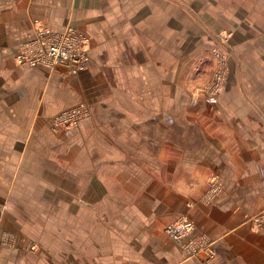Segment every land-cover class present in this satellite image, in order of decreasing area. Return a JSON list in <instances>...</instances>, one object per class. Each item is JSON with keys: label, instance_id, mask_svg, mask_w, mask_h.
Instances as JSON below:
<instances>
[{"label": "crops", "instance_id": "0c3cea01", "mask_svg": "<svg viewBox=\"0 0 264 264\" xmlns=\"http://www.w3.org/2000/svg\"><path fill=\"white\" fill-rule=\"evenodd\" d=\"M255 2L0 0V264H264ZM35 24L82 32L86 70L17 67ZM221 31L234 55L218 101L203 107L185 80ZM79 103L89 115L55 133L54 117ZM179 218L193 231L176 244L163 229Z\"/></svg>", "mask_w": 264, "mask_h": 264}, {"label": "built area", "instance_id": "2783aa9c", "mask_svg": "<svg viewBox=\"0 0 264 264\" xmlns=\"http://www.w3.org/2000/svg\"><path fill=\"white\" fill-rule=\"evenodd\" d=\"M89 48L88 38L72 26L67 25L61 32H51L36 25L33 38L19 46L15 62L19 67L42 68L49 73L64 72L73 75L86 69ZM218 87V84L213 87L212 96L218 92ZM210 100H213L212 97ZM86 115L87 106L83 104L64 110L54 117L52 130L55 133L70 130ZM192 231L191 223L184 218H179L163 229V233L176 244H181Z\"/></svg>", "mask_w": 264, "mask_h": 264}, {"label": "rangeland", "instance_id": "374dc122", "mask_svg": "<svg viewBox=\"0 0 264 264\" xmlns=\"http://www.w3.org/2000/svg\"><path fill=\"white\" fill-rule=\"evenodd\" d=\"M192 1L197 2L198 0H184V2L186 3L185 4L186 8L190 7L187 5V2H192ZM255 1L256 0H247V2H249V3H254ZM259 1H262L263 5H264V0H259ZM36 25L43 26L42 24H35L33 26V30H34ZM69 26H71V25H69ZM73 28H75V27H73ZM75 29L78 32H80L77 28H75ZM213 36L215 37L216 42H215V44H213L209 47V49H210L208 52L209 55L206 57H203V56L199 57L194 61V63L191 66L190 73L185 80L186 96L188 97V99L189 98L192 99L193 102H196L203 107H211L212 105H214L218 101V98H219V96L223 90L224 83L226 81V75H227V70H228V59L234 55V54H232V51L229 47V33L227 31L217 32V33L213 34ZM220 38H221V40H220ZM13 60H14V64L17 67H19L15 62V56H14ZM89 61H90V56H89ZM19 68H28V67H19ZM44 70H46V69H44ZM50 74H58V75L63 76V77H69V76H77L80 73L70 75V74H64V72H56V73H50ZM218 77H220L219 80H218ZM217 84L219 86L218 92L212 96V89L214 86H217ZM211 97L213 99L212 101L210 100ZM80 104L86 105L84 103H79V104H76L75 106L80 105ZM75 106H73V107H75ZM73 107H71V108H73ZM88 115H89V111H88V106H87V115L86 116H88ZM209 186H210V189H209L210 196L211 195L215 196L220 192V186H219L218 182L211 181L209 183ZM192 227H193V225H192ZM198 239L199 240H197V242H198L197 246L203 247L204 243L202 242V238L201 239L198 238ZM170 241H172V240H170ZM203 250H204V252L206 251L209 254V249L207 247L204 246ZM206 252L202 253L201 258L203 261H207L208 258L210 257V254L208 256L203 255V254H206Z\"/></svg>", "mask_w": 264, "mask_h": 264}]
</instances>
